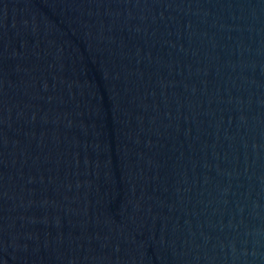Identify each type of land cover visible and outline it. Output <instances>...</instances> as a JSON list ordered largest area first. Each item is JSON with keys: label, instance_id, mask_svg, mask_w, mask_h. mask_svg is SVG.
<instances>
[{"label": "water", "instance_id": "obj_1", "mask_svg": "<svg viewBox=\"0 0 264 264\" xmlns=\"http://www.w3.org/2000/svg\"><path fill=\"white\" fill-rule=\"evenodd\" d=\"M0 264H264V0H0Z\"/></svg>", "mask_w": 264, "mask_h": 264}]
</instances>
